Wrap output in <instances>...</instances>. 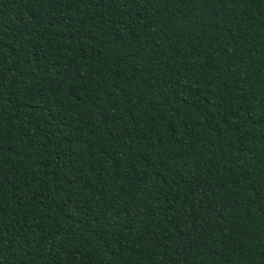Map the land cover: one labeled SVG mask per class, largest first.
<instances>
[{
    "label": "trees",
    "instance_id": "trees-1",
    "mask_svg": "<svg viewBox=\"0 0 264 264\" xmlns=\"http://www.w3.org/2000/svg\"><path fill=\"white\" fill-rule=\"evenodd\" d=\"M0 264H264V0H0Z\"/></svg>",
    "mask_w": 264,
    "mask_h": 264
}]
</instances>
